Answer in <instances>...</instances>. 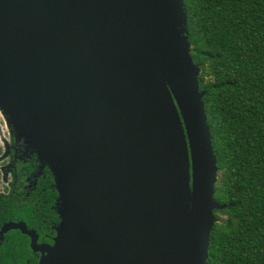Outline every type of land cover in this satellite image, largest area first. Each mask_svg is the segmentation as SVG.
Listing matches in <instances>:
<instances>
[{"label":"water","instance_id":"95a60500","mask_svg":"<svg viewBox=\"0 0 264 264\" xmlns=\"http://www.w3.org/2000/svg\"><path fill=\"white\" fill-rule=\"evenodd\" d=\"M184 0H0V110L49 167L38 264H209L224 209ZM25 153V154H26Z\"/></svg>","mask_w":264,"mask_h":264},{"label":"trees","instance_id":"16d2710c","mask_svg":"<svg viewBox=\"0 0 264 264\" xmlns=\"http://www.w3.org/2000/svg\"><path fill=\"white\" fill-rule=\"evenodd\" d=\"M184 3L219 168L215 200L224 206L215 212L208 263L264 264V0ZM32 214L0 193V232ZM35 258L20 231L0 242V264Z\"/></svg>","mask_w":264,"mask_h":264},{"label":"flooded vegetation","instance_id":"af4514ba","mask_svg":"<svg viewBox=\"0 0 264 264\" xmlns=\"http://www.w3.org/2000/svg\"><path fill=\"white\" fill-rule=\"evenodd\" d=\"M25 147L22 141L17 142L15 137L11 139L8 151L12 160L3 172L11 173L12 179L7 180L9 183L8 191L0 193L13 199L19 209L27 207L33 213L25 219H17L11 222H24L28 229L37 233L39 244L53 246L57 236L56 229L61 221L57 206L59 194L55 188L54 177L49 167L46 166L41 170V164L37 156L26 153ZM9 173H7V178ZM25 236L29 240L31 248V238ZM33 253L38 264L41 253H35L34 251Z\"/></svg>","mask_w":264,"mask_h":264},{"label":"rangeland","instance_id":"374dc122","mask_svg":"<svg viewBox=\"0 0 264 264\" xmlns=\"http://www.w3.org/2000/svg\"><path fill=\"white\" fill-rule=\"evenodd\" d=\"M14 137L13 131L10 129L5 116L0 110V192L8 191V181L12 179L11 173L7 172L9 173L7 178V173L3 171H5L6 166L9 165L12 160L8 147H10L11 139Z\"/></svg>","mask_w":264,"mask_h":264}]
</instances>
